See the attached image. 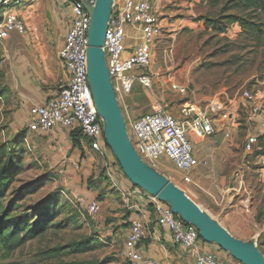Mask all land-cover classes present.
<instances>
[{
  "label": "rangeland",
  "instance_id": "obj_1",
  "mask_svg": "<svg viewBox=\"0 0 264 264\" xmlns=\"http://www.w3.org/2000/svg\"><path fill=\"white\" fill-rule=\"evenodd\" d=\"M149 1L155 7L161 31L151 67L153 88L147 90L137 83L133 93L120 101L126 124L127 115L141 111L148 101L155 111L164 107L176 115L189 103L204 106L215 98L221 99L231 110H237L238 132L232 134L231 139L225 138L235 152L228 166L236 170L250 188L249 205L256 230H263L262 237L252 243L264 254V171L257 151L245 153L248 107L242 99V93L249 90L264 106V47L238 24L231 25L220 19L221 25L226 26L225 32L206 26L203 19L216 20L221 15L236 13L235 10L221 13L224 2L212 6L209 2L213 0ZM29 4V1L16 0L11 10L21 14ZM30 29L27 25L24 35L33 40L36 35ZM40 30L45 40L44 28ZM174 86L186 88L187 95L179 94ZM26 139L21 154L23 172L14 190L22 189L21 193L27 196L14 216L22 217L26 209L55 195L59 217L55 220L56 226L45 236L24 247L12 253L0 247V264H126L122 227L113 225L111 219L104 216L105 210L101 209L97 215L89 214L88 203L71 194L68 177L58 166V156L53 149L56 144ZM5 143H10V134L8 127L0 123V146ZM155 169L168 180L179 181L175 166L167 159L158 161ZM177 186L191 197L186 185ZM13 198L12 192L4 196V206ZM109 198L120 205L116 193ZM127 213H122V219ZM81 243L95 248L88 252L75 250L74 246Z\"/></svg>",
  "mask_w": 264,
  "mask_h": 264
},
{
  "label": "crops",
  "instance_id": "obj_2",
  "mask_svg": "<svg viewBox=\"0 0 264 264\" xmlns=\"http://www.w3.org/2000/svg\"><path fill=\"white\" fill-rule=\"evenodd\" d=\"M23 1H29V6L21 14H16L27 23L36 38L30 40L24 34L13 33L0 41V123L8 127L10 136L26 129L24 141L30 137L34 143L46 141L47 144H56L53 149L58 156V166L68 177L71 194L89 205L97 201L101 190L108 193L99 204L102 211L105 210L104 216L110 218L113 225L122 227L125 241L133 221H141L147 232V238L138 246L142 257L154 260L156 264H196L198 254H211L217 256L220 264H241L214 243L200 240L196 249H187L174 243L169 228L161 222L154 206L145 197L134 194L136 185L124 175L112 151L107 150L105 156H101L85 144L82 149L74 147L68 129L56 128L48 134L29 129L31 109L53 99L65 83L66 73L58 53L65 45L71 17L67 0ZM42 27L47 35L45 40L40 30ZM129 33L128 49L136 43L135 33L131 29ZM147 103L141 111H131L127 115V122L154 112L153 104L150 101ZM235 122L228 125L218 120V132L212 138L192 137L200 165L193 171V182L186 188L194 201L232 236L244 242L258 241L263 230H256L249 205L250 188L236 174L237 171L228 166L235 152L225 138L226 133L232 137L238 132ZM246 131V141L251 136L261 134L249 124ZM103 171L108 181L97 189L89 188V178H98ZM76 183L81 185L77 186ZM76 186L79 189H75ZM113 193L121 200L120 205L109 198ZM126 211L129 217L123 220L122 213Z\"/></svg>",
  "mask_w": 264,
  "mask_h": 264
},
{
  "label": "built area",
  "instance_id": "obj_3",
  "mask_svg": "<svg viewBox=\"0 0 264 264\" xmlns=\"http://www.w3.org/2000/svg\"><path fill=\"white\" fill-rule=\"evenodd\" d=\"M15 2L0 0V41L13 33L24 34L26 24L11 10ZM71 24L65 45L58 53L66 73L65 83L59 93L43 105L30 111L28 127L31 131L48 134L56 128L73 130L79 128L87 140V147L105 156L111 151L104 133V122L96 107L88 77V33L91 25L89 7L96 0H67ZM135 33V45L128 49L127 40ZM160 27L155 7L149 0H114L108 22L104 52L114 91L120 102L130 96L139 83L143 88H153L152 61ZM182 96L187 89L174 86ZM248 107V124L256 128L260 136H251L245 143V153L262 151L259 138L264 136V106L249 90L242 93ZM237 110H231L221 99L215 98L204 106L189 103L176 115L164 107L146 113L132 122H127V131L134 149L141 159L155 169L158 161L167 159L175 166L179 181L176 185L193 182L192 173L200 165L195 154L192 137L210 138L218 132L217 121L231 125ZM226 133V138H230ZM206 164V162H203ZM261 169L264 171V152L260 154ZM109 176L112 177L111 171ZM137 187V186H136ZM134 194L145 197L170 230L174 243L187 249H196L201 236L199 230L175 215L170 206L157 197L137 187ZM99 202L88 205L87 212L97 215ZM147 238L143 223L135 220L125 241L126 264H156L154 260L141 256L138 246ZM196 264H220L217 256L198 254Z\"/></svg>",
  "mask_w": 264,
  "mask_h": 264
},
{
  "label": "water",
  "instance_id": "obj_4",
  "mask_svg": "<svg viewBox=\"0 0 264 264\" xmlns=\"http://www.w3.org/2000/svg\"><path fill=\"white\" fill-rule=\"evenodd\" d=\"M114 0H96L89 7L88 77L108 146L127 179L168 204L185 223L195 226L201 239L214 243L241 264H264V255L252 242L232 236L176 184L144 162L134 149L107 67L104 41Z\"/></svg>",
  "mask_w": 264,
  "mask_h": 264
},
{
  "label": "trees",
  "instance_id": "obj_5",
  "mask_svg": "<svg viewBox=\"0 0 264 264\" xmlns=\"http://www.w3.org/2000/svg\"><path fill=\"white\" fill-rule=\"evenodd\" d=\"M222 2H224V8L221 13L227 10H235L236 13L221 15L216 20L203 19L206 26L225 32L226 26L221 25L220 19H224L231 25L238 24L264 47V0H213L209 3L212 6H217ZM70 131L74 147L82 149L83 144L87 145V140L79 128ZM26 134L27 130L24 129L10 136V143L0 146V247L9 253L24 247L28 242L45 236L56 226L55 220L59 217V211L56 208L58 198L55 195H50L44 201L26 209L22 217L14 216L16 210L22 208L20 204L27 196L21 193L22 189L14 190L19 176L23 172V157L21 154L25 150L23 143ZM259 145L262 151H257V154H262L264 152V136L259 138ZM107 181L108 178L103 171L98 178H95V176L90 177L88 186L97 189L99 185ZM9 192L13 193L14 198L5 207L3 198ZM105 196L106 193L101 190L96 200L103 202ZM128 217L129 214L127 213L123 220H127ZM74 247L75 250L80 252H88L95 248L86 243L77 244Z\"/></svg>",
  "mask_w": 264,
  "mask_h": 264
}]
</instances>
